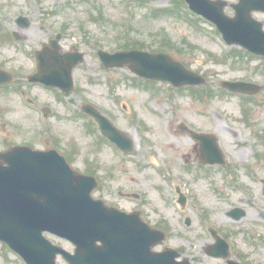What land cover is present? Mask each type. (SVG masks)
<instances>
[{"label":"rangeland","instance_id":"rangeland-1","mask_svg":"<svg viewBox=\"0 0 264 264\" xmlns=\"http://www.w3.org/2000/svg\"><path fill=\"white\" fill-rule=\"evenodd\" d=\"M177 4V0H0L2 29L14 30V19L20 15L30 19L28 28L19 29L25 41L18 50L0 33V59L10 56L13 68L17 64L20 71H33V61H28L29 56L22 53H31L33 58L35 51L60 30L65 34L61 41L64 51L76 47L85 53V62L74 72L76 88L72 96L57 99L54 93L41 88L30 91L36 105L50 104L59 111L46 128L42 127L38 113L26 108L19 97L0 91V121L8 123L7 130L2 131L0 127V151L13 145L47 149L60 144L75 165L96 172L101 183V188L94 193L96 198L109 200V186L115 190L127 186L144 193L142 202L114 195L110 201L115 200L127 210L142 208L150 224L163 229L167 238L156 247L157 251L173 248L193 260L190 245H198L194 260L201 261L200 264H220L203 252L201 246L206 247L211 241L201 233V228L233 226L242 231L237 237L241 249L254 255V263L264 264V241L250 240L251 233L264 239V222L253 221L259 212L245 206L246 218L238 224L226 217L227 211L238 206V199L244 196L236 197L230 187L249 186L253 190L251 194L261 196L264 91L244 101L220 85L226 80L264 85V61L246 55L236 60L232 55L239 49L229 48L212 24L180 12ZM165 9L170 14L152 15L153 10ZM226 12L233 15L231 8ZM255 17L264 21V14H255ZM135 41H140L145 48L148 46L147 51L162 50L206 76L208 84L201 88L204 92L199 89L200 96L196 97L195 90L192 96L190 91L174 90L169 84L141 80L128 69L102 66L98 49L114 53ZM229 50L232 53L226 55ZM84 103L100 108L116 127L133 138L132 155L123 158L118 148L101 136L94 121L83 115L76 120L70 116L68 108L78 109ZM181 124L217 137L229 162L228 168L201 170L197 163V143L180 129ZM50 127L60 135V142L53 140L52 133L45 134ZM95 135H99L100 142ZM228 169L236 171L237 176L227 174ZM178 186L184 194L196 197L200 204L197 211L190 209L181 214L174 207V189ZM213 188L221 194H213ZM185 215L192 219L191 227L185 225ZM49 238L67 251H74L70 242L54 236ZM0 264L24 263L0 243ZM58 264L68 263L59 257Z\"/></svg>","mask_w":264,"mask_h":264},{"label":"water","instance_id":"water-1","mask_svg":"<svg viewBox=\"0 0 264 264\" xmlns=\"http://www.w3.org/2000/svg\"><path fill=\"white\" fill-rule=\"evenodd\" d=\"M190 9L214 22L229 45H238L257 55H264L263 23L253 19L252 12H264V0H239L232 5L234 17L225 14L228 6L222 0H186ZM23 24L27 22L20 19ZM47 47L39 53L41 73L34 80L48 86L73 87L72 70L84 62V55H58ZM107 68L128 67L148 80H167L180 87L199 85L205 80L165 54L120 52L114 55L100 53ZM4 77V75L0 76ZM0 79V83L4 82ZM231 91L254 93L260 87L244 83H225ZM84 110L94 116L102 133L126 152L133 150L132 140L117 130L96 110ZM202 147L206 163H223L217 140L211 136L194 135ZM44 153L26 148H13L0 154V241L19 253L29 264H56L61 254L70 264H188L175 260L180 255L152 248L164 240V235L136 222L130 216L110 210L103 202L91 197L97 187L94 178L75 175L61 160L52 169ZM241 219L243 213L234 214ZM49 232L65 238L77 247L71 255L54 246L44 237ZM97 242L102 245L97 246ZM211 255L220 256L218 253Z\"/></svg>","mask_w":264,"mask_h":264},{"label":"flooded vegetation","instance_id":"flooded-vegetation-1","mask_svg":"<svg viewBox=\"0 0 264 264\" xmlns=\"http://www.w3.org/2000/svg\"><path fill=\"white\" fill-rule=\"evenodd\" d=\"M30 60V58L28 59V61ZM13 60H11V58L7 59L5 61V63L3 64V61L2 59H0V68L2 69H5L6 71L12 73L13 75H15L14 73L20 71L19 67H17V64H14V66L16 68H13ZM15 62H17L15 60ZM12 65V66H11ZM20 72H23V71H20ZM6 87V86H4ZM5 91V90H4ZM10 93L12 94H18L17 92L18 91H15V90H10L9 91ZM71 165L73 166L74 165V161L71 163ZM124 188H129L127 186H124ZM131 189V188H130ZM129 193L128 192H123V190H118V191H115L114 193L109 191V201H110V197L112 195L114 196H118L120 198H125V195H128ZM262 195V194H261ZM255 196H249L247 199H246V202L247 204H249V202L251 203L252 207L255 208L256 212H259L258 213V217L256 219H254L253 221H257L258 219H261L263 222H264V219H263V216L261 215L263 212H264V196L262 195L261 197H256V199L258 201H260L259 203L257 201H253L252 199L254 198ZM192 201V202H191ZM111 202V201H110ZM112 202H115L112 201ZM193 202L194 200L192 198L189 199V205L191 207H194L193 205ZM257 202V204H256ZM111 204V203H110ZM113 205V204H111ZM118 205V204H117ZM246 218V217H245ZM244 218V219H245ZM243 219V220H244ZM232 221V220H230ZM234 224H236L235 222H233ZM237 228L235 227H230V228H226V229H223V230H218V233L219 235L228 243L229 245V257L228 258H225V259H212L211 257L207 256L208 259L210 260H216L218 261L220 264H229L230 261H235V262H239L241 264H257V263H254L253 262V258L254 255L251 254L250 252H245L241 249L240 245H239V241L237 239L238 237V233H237ZM253 234L255 237V239L257 240V242H262L264 241V239H262V237L260 235H256L254 233H251ZM250 240H251V236H250ZM252 256H251V255ZM193 261V264H199L200 262H197V260H192Z\"/></svg>","mask_w":264,"mask_h":264}]
</instances>
